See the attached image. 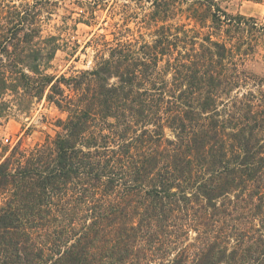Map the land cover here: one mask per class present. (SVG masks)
Listing matches in <instances>:
<instances>
[{"label": "trees", "instance_id": "16d2710c", "mask_svg": "<svg viewBox=\"0 0 264 264\" xmlns=\"http://www.w3.org/2000/svg\"><path fill=\"white\" fill-rule=\"evenodd\" d=\"M191 1L202 31L156 0L152 42L104 38L108 57L58 78L41 1L0 0V115L47 91L67 113L0 165V264H264V92L246 70L264 26Z\"/></svg>", "mask_w": 264, "mask_h": 264}, {"label": "rangeland", "instance_id": "374dc122", "mask_svg": "<svg viewBox=\"0 0 264 264\" xmlns=\"http://www.w3.org/2000/svg\"><path fill=\"white\" fill-rule=\"evenodd\" d=\"M39 1L42 3L39 8L42 10L43 34L45 37H56L60 45L49 70L58 78H70L82 71H91L102 56L108 57L109 51L102 45L104 38L110 41L111 46L115 45V39L152 42L156 29L164 25L162 22L156 25L152 21L155 11L153 3L156 0ZM214 1L221 10L234 16L253 18L264 26V0ZM167 2L172 7V20L167 24L174 29L185 25L186 29L202 31L196 20L187 19L188 13L185 11L191 0ZM253 44L255 52L246 63V70L261 84V88H258L264 92V33H260ZM63 89L66 95L72 94L65 87ZM249 89L253 87L249 86ZM47 93L40 101L29 99L19 103L12 95L5 96L9 108L3 116L0 115V165L6 159L16 161L20 153H29L53 141L61 131L58 121L65 120L67 113L49 103ZM166 134L173 139L171 131L166 130ZM5 199L6 196L0 194V208ZM194 237L195 234H192L191 238Z\"/></svg>", "mask_w": 264, "mask_h": 264}]
</instances>
